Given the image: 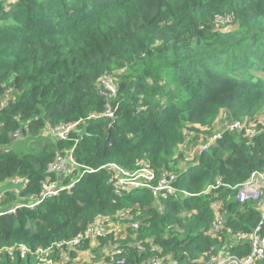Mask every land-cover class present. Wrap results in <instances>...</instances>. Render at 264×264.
<instances>
[{
	"label": "trees",
	"instance_id": "1",
	"mask_svg": "<svg viewBox=\"0 0 264 264\" xmlns=\"http://www.w3.org/2000/svg\"><path fill=\"white\" fill-rule=\"evenodd\" d=\"M226 17L231 22L223 23ZM260 61L264 0H0V95L7 98L0 110V183L30 180L18 195L6 191L3 210L34 201L30 195H39L49 176L57 178L51 162L76 139L73 154L83 165L115 162L134 171L148 161L161 173L193 160L177 147L191 152L222 133L179 174L177 187L190 195L162 201L141 189L117 195L114 174L102 169L35 208L1 215L0 249L20 243L29 251L1 252L0 264H37L39 248L52 249V264L87 259L78 251L88 249L120 264H151L149 258L208 264L215 255L248 254L249 237L237 235L257 226L261 209L239 202L237 193L253 171L264 170ZM104 75L116 82L117 97L99 94ZM109 102L119 103L111 127L106 118L89 119L87 135L72 132L64 140L45 131L47 123L75 122ZM224 113L243 126L226 130ZM17 130L24 135L18 143ZM210 185L217 187L204 193ZM124 212L128 218L118 214ZM100 215H111L123 232L72 244Z\"/></svg>",
	"mask_w": 264,
	"mask_h": 264
},
{
	"label": "built area",
	"instance_id": "2",
	"mask_svg": "<svg viewBox=\"0 0 264 264\" xmlns=\"http://www.w3.org/2000/svg\"><path fill=\"white\" fill-rule=\"evenodd\" d=\"M10 2H15L16 0H8ZM99 94L103 97L109 98L110 96H116L118 94V89L116 82L113 77L110 75H104L99 79ZM7 104V98L0 95V110ZM119 109V103L114 104L109 102L103 111L90 113L86 118H81L75 122L62 123L59 125H52L47 123L45 131L47 134H50L52 138L56 140L68 139L72 132L76 128H79L86 123L89 119H98L106 118L110 121L109 127L117 119V112ZM222 118H225L223 125L226 130H235L240 129L243 125L240 121H228L227 113H224ZM2 122L0 121V127ZM22 130H17L12 133V137L16 140L23 139ZM222 133L219 132L212 137L203 145H200V152L209 150L210 145L215 139H220ZM79 143V139H76L73 148L65 149L64 153L57 155L56 159L51 162L49 165V172H54L57 175L56 179H52L49 176L45 183L44 189L39 195H30L31 199L34 201H29L26 204H14L7 210H3L0 206V216L6 214L16 213L19 208L28 207L35 208L40 202L45 198L50 196H55L61 193L62 190L71 191L78 182H80L87 173H94L102 169L110 171L115 176L114 179V193L117 195H127L131 194L137 190H148L151 194L157 199H167L169 196H178L179 193L183 195H190L191 192L180 189L177 187L176 183L180 177V173L183 170L178 171H163L158 173L157 170L151 165L150 162H143V164L138 167L136 170H128L115 162H110L101 165L98 168L89 167L81 164L77 161L75 155L73 154L75 147ZM186 170V169H185ZM12 188H3L1 185L0 193L6 191H12L16 195L20 193V190L27 187L30 183L29 178H22L16 176L10 180ZM217 186H215L216 188ZM209 190H206L204 193H208ZM3 202L6 198L0 197ZM237 198L239 202L252 201L256 203L260 211L261 219L257 226L251 232L239 233L237 236L239 239L249 237L251 241V250L248 254L237 255L232 254L229 256H220L215 255L208 264H260L264 261V170H255L251 173L248 180L242 183L239 187ZM124 213H118L121 218H128L129 215ZM111 215H100L94 222L89 224L84 232L79 234L78 238L72 242L76 244L83 237L90 238L91 235H106L107 233L114 231L116 235L123 232V228L119 226H113ZM111 226H108L110 225ZM129 227L137 230L140 227L139 222L129 223ZM62 244H58L60 246ZM160 247H154L152 250H160ZM20 250L24 255L29 251V248L25 244H14L11 246H5L4 249H0L1 252H5L9 255H14V251ZM47 251H51V248H39L36 252L42 254ZM118 252H122L117 250ZM141 252L143 250H140ZM48 254V253H47ZM151 264H159L160 262L152 258Z\"/></svg>",
	"mask_w": 264,
	"mask_h": 264
},
{
	"label": "rangeland",
	"instance_id": "3",
	"mask_svg": "<svg viewBox=\"0 0 264 264\" xmlns=\"http://www.w3.org/2000/svg\"><path fill=\"white\" fill-rule=\"evenodd\" d=\"M226 22L227 23L231 22V17H226V20H224L223 23H226ZM260 64L264 65V62L263 61H260ZM260 75H263L264 76V73H260ZM256 116L259 117V113L257 115H255V117ZM263 119H264V115H263V118L260 119V120L263 121ZM83 126L84 125L80 126L79 128H83ZM188 130H190V129L188 128ZM247 130L250 132L251 128L247 126ZM184 132H185V134L188 133V131H186V130ZM20 141L21 140H16V143H18ZM204 144L205 143H203V145ZM199 148L200 147H196L191 152H189V150H186L187 153H185L184 150H183L184 149L183 147L182 148H178L177 147L178 153L179 152H180V154L183 153V155L186 156V159L193 158V160H187V161L185 159L182 160V161H184L183 162L184 164L181 165V170H185V169L189 168L190 166H192V165H194V164H196L198 162L197 156H195V155H198V153L200 152ZM178 153L176 154L177 157H179L178 156ZM194 157H196V159H194ZM181 159H182V157H181ZM182 161H180V162H182ZM0 185L2 187H4V188H12V184L10 183V181L4 182V183H0ZM216 185H218V184H216ZM216 185H210L207 190H209V192H210L213 188H215ZM20 192H21V190H20ZM5 193L6 192L0 193V197L5 198ZM129 209H131V208H129ZM108 226H111V224L108 225ZM87 239H89V238H87ZM93 241L94 240H92V242ZM59 244H61V243H59ZM63 244H65V242ZM96 246L100 247L99 244H95V243H91L89 245V247H91V248H95ZM95 249H98V248H95ZM61 251L63 253L62 254V257L64 259H67L69 256H68V253L65 251V249H61ZM49 252L50 251L45 250L44 253L39 254V258L37 259V264H52L53 263V260L50 258V254L51 253H49ZM36 254H38V253L36 252ZM36 254H34V255H36ZM115 254L116 255H119V254H122V252H116ZM84 255L87 256V259H84L83 258V259H80V260H75V263L74 264H113V263L120 264L121 262H124L123 259H121L119 257H115L113 255L103 254L100 257L99 256H95L94 257L93 256L94 253H92L89 249L88 250H80V251H78V257L79 258H82ZM148 261H154V260H152V259L149 258Z\"/></svg>",
	"mask_w": 264,
	"mask_h": 264
},
{
	"label": "water",
	"instance_id": "4",
	"mask_svg": "<svg viewBox=\"0 0 264 264\" xmlns=\"http://www.w3.org/2000/svg\"><path fill=\"white\" fill-rule=\"evenodd\" d=\"M74 132L78 133L80 136L88 134V124H85L83 128H76Z\"/></svg>",
	"mask_w": 264,
	"mask_h": 264
},
{
	"label": "clouds",
	"instance_id": "5",
	"mask_svg": "<svg viewBox=\"0 0 264 264\" xmlns=\"http://www.w3.org/2000/svg\"><path fill=\"white\" fill-rule=\"evenodd\" d=\"M6 1V3H14V2H10V1H8V0H5ZM18 0H16L15 2H17ZM21 140V139H20ZM133 193V192H132Z\"/></svg>",
	"mask_w": 264,
	"mask_h": 264
},
{
	"label": "crops",
	"instance_id": "6",
	"mask_svg": "<svg viewBox=\"0 0 264 264\" xmlns=\"http://www.w3.org/2000/svg\"><path fill=\"white\" fill-rule=\"evenodd\" d=\"M4 202H5V201H3L2 204H4ZM2 204H1V205H2Z\"/></svg>",
	"mask_w": 264,
	"mask_h": 264
},
{
	"label": "flooded vegetation",
	"instance_id": "7",
	"mask_svg": "<svg viewBox=\"0 0 264 264\" xmlns=\"http://www.w3.org/2000/svg\"><path fill=\"white\" fill-rule=\"evenodd\" d=\"M140 223V222H139Z\"/></svg>",
	"mask_w": 264,
	"mask_h": 264
}]
</instances>
